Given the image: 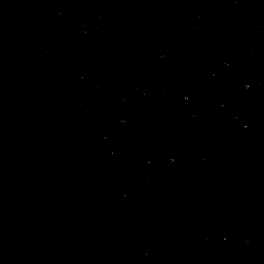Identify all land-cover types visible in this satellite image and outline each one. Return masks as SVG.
<instances>
[{
	"label": "water",
	"instance_id": "obj_1",
	"mask_svg": "<svg viewBox=\"0 0 264 264\" xmlns=\"http://www.w3.org/2000/svg\"><path fill=\"white\" fill-rule=\"evenodd\" d=\"M0 264H264V0H0Z\"/></svg>",
	"mask_w": 264,
	"mask_h": 264
},
{
	"label": "clouds",
	"instance_id": "obj_2",
	"mask_svg": "<svg viewBox=\"0 0 264 264\" xmlns=\"http://www.w3.org/2000/svg\"><path fill=\"white\" fill-rule=\"evenodd\" d=\"M249 243H251V241H249Z\"/></svg>",
	"mask_w": 264,
	"mask_h": 264
}]
</instances>
